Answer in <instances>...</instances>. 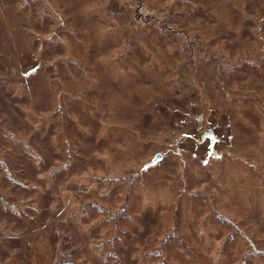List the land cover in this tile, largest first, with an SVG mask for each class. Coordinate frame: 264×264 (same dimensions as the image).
I'll return each instance as SVG.
<instances>
[{
  "label": "rangeland",
  "instance_id": "rangeland-1",
  "mask_svg": "<svg viewBox=\"0 0 264 264\" xmlns=\"http://www.w3.org/2000/svg\"><path fill=\"white\" fill-rule=\"evenodd\" d=\"M0 264H264V0H0Z\"/></svg>",
  "mask_w": 264,
  "mask_h": 264
},
{
  "label": "water",
  "instance_id": "water-1",
  "mask_svg": "<svg viewBox=\"0 0 264 264\" xmlns=\"http://www.w3.org/2000/svg\"><path fill=\"white\" fill-rule=\"evenodd\" d=\"M210 139L212 142H214L215 138L213 136L212 133H207L205 134V136L203 137V139ZM162 159V156L160 154H157L150 163L146 164L144 167H143V170H146L148 168H150L151 166H154L156 165L160 160Z\"/></svg>",
  "mask_w": 264,
  "mask_h": 264
}]
</instances>
